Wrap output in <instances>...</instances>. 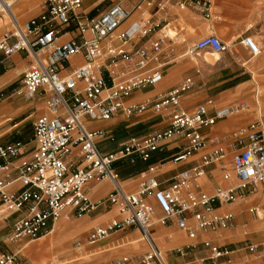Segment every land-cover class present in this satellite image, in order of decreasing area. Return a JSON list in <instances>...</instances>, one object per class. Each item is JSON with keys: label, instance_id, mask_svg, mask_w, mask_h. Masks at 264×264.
Here are the masks:
<instances>
[{"label": "built area", "instance_id": "obj_1", "mask_svg": "<svg viewBox=\"0 0 264 264\" xmlns=\"http://www.w3.org/2000/svg\"><path fill=\"white\" fill-rule=\"evenodd\" d=\"M17 1L0 0V16L5 14L9 25L0 33V55L22 51L30 59L20 78L22 94L26 99L44 95L45 113L31 122L33 145L27 158L12 166L22 144L15 141L0 145V215L19 214L12 222L8 240H32L51 231L61 217H78L98 206L113 207L117 218L94 225L71 246L94 244L115 231L132 228L144 247L141 253H120L102 261H82L83 256L77 255L52 264H168L153 235L154 224H173L190 239L198 232L218 235L220 229L232 228V214L215 209L242 200L264 185L260 119L232 129L225 144L203 151L195 165L176 173L166 187L159 186L156 166L139 175L134 189L123 184L115 167L128 158L147 160L164 140L174 136L184 140V147L171 159L186 160L206 146L200 128L246 110L244 99L210 111L209 101L185 109L182 100L193 83L190 77L165 92L126 102L134 90L161 79V67L169 56L164 39L172 40L161 29L173 18L171 9L209 18L214 0H136L130 8L119 0H91L88 8L84 0H42L41 10L22 21L11 12ZM132 12L137 16L130 18ZM239 42L249 54L257 50L249 36ZM226 47L217 35L208 33L197 38L187 52L221 53ZM147 109L165 113L164 129L129 136L111 151L100 149V142L110 139L108 131L91 128L89 122ZM227 161L230 169L224 166ZM213 163L220 164V177L226 184H216L210 191L200 189L196 178ZM12 171L14 176L10 175ZM101 180L110 183L109 191L89 200L88 184ZM149 199L160 210L156 217ZM247 210L258 217L255 207ZM125 242L127 238L116 245ZM200 244L205 254L197 258V264H249L247 257L239 258L238 254L243 250L253 255L257 248L254 243L230 247L209 237ZM195 245L185 244L175 251L182 255ZM0 264L23 263L17 253L0 250Z\"/></svg>", "mask_w": 264, "mask_h": 264}, {"label": "crops", "instance_id": "obj_2", "mask_svg": "<svg viewBox=\"0 0 264 264\" xmlns=\"http://www.w3.org/2000/svg\"><path fill=\"white\" fill-rule=\"evenodd\" d=\"M37 1L38 0H23L19 2L18 0L19 3H17L14 8L18 10H24L28 7L34 8V4L37 3ZM119 1L124 7L130 8L136 0ZM221 1L223 7H225L224 9L228 11L233 18H237L236 11L240 3H243L247 7L244 17L249 12V2L247 0H234L235 3H233L232 0ZM212 6L214 8V5ZM213 8L211 10L212 13ZM171 12H173L174 15L170 22L174 21L180 13H182L173 8ZM12 13L14 14L13 10ZM136 16L137 13L132 12L130 18ZM217 18L219 17L217 16ZM189 19L191 18L184 15L183 20L187 21ZM196 19L198 20V17ZM196 19L192 18V20ZM243 19L240 20L241 22L239 23H237V21L235 22L237 23L235 30L241 26L244 21ZM170 22L161 29L167 37H169L166 34L167 29L174 30V27H170ZM1 23L6 25L7 21L2 20L0 24ZM121 26L122 25H120L117 30ZM175 34L176 31L174 30V35ZM237 35V37L242 38L240 33ZM244 36L252 37L251 35ZM233 42V49L237 48L236 50L239 51H236V60L238 63L240 62L239 65L243 68L236 67L222 55L219 61L214 63L209 62L204 59L203 55L207 52L205 50L193 53V55L188 54L187 50H184L174 58L173 48L171 46L173 41H171L170 44H172L166 46L169 50V56L161 67V79L152 86L134 90L130 96L126 98V102L141 101L155 93L165 92L172 86L181 82L185 77H190L186 76L187 73H190L194 77H190L193 83L190 89L184 94V99L182 100V105L185 109L190 110L198 104H206L207 101H209L210 104L208 105V109L210 111L212 107L231 104L239 99L245 100V98L250 104L246 102V110L241 114L233 115L234 117L238 116L234 120L227 117L217 120L209 127L200 128V132L205 136L206 146L204 149L190 155L186 160L172 161V156L176 155L184 147V140L178 136H174L164 140L156 150L150 153L145 161L135 157L132 159H124L117 163L115 167L118 169L119 178L127 188L134 189V183L139 175L148 173L147 169L149 166H156L155 173L159 181V186L166 187L170 179L176 173L195 165L198 162L199 155L203 151L216 144H225L229 139L228 134L232 129L250 120L259 119L258 117H254V115L261 110L259 99L260 90L258 91V89H256L259 87L258 78L264 80V76L257 72L261 65L254 59L256 54H251L252 56L248 59H244L242 54L244 50L247 51L246 48L241 45L239 40L237 42L233 40ZM29 63L30 59L25 56L22 51L12 53L8 56L0 55V92L2 93V97L0 98V145L15 141L22 144L20 148L21 154L12 161V166L16 165L20 159L29 156V151L33 145L31 139V122L37 116L45 113L44 95L37 94L31 99H26L22 94L20 78L22 72L28 67ZM243 87L245 90L242 89ZM248 87L249 92H247ZM262 101H264V96H262ZM159 119L160 117L156 113L147 109L141 113H133L128 116L118 113L109 120L92 121L89 122L88 125L91 128L102 127L110 129L114 132L113 134L116 138L122 140L127 136H138L164 129L167 125V119ZM262 120H264L263 116L261 118V121ZM230 154L231 152L229 151L228 156ZM204 170L205 174L196 178V183L200 189L210 191L216 184H226L220 177L221 169L219 163L209 164ZM10 175L14 176L15 171H12ZM109 189L110 183L107 180L90 182L87 186L88 199L94 201L101 198ZM263 196L264 185L242 200L219 205L215 209V212H230L233 216L234 226L232 228L220 229L218 235L212 232H198L194 239H190L183 231L176 229L173 224L167 226L154 224L152 226V232L156 241L161 246L160 248L165 255L167 263L197 264V258L205 254L200 242L205 237H209L214 242L224 243L230 247L254 243L257 245L255 253L249 255L241 250L238 254L239 258H243V256L247 257L249 264H264V224L256 219L257 216L256 218L250 217V213L253 215L255 214L247 210L248 207H255L256 211L259 210L258 206L264 205ZM149 201L154 207V217L158 216L160 214L158 206L152 199H149ZM260 210H262V208ZM18 215L17 212L7 214L6 216L0 215V250L17 253L18 258L23 264H34V260L29 255L21 252L25 250L28 245L32 250L39 252V261L40 259H45L42 264H52V261L54 262L56 259L67 260L68 257L73 258L82 254L86 255V260L102 261L117 256L120 253L136 254L144 250L141 242L137 248H132L129 244L117 247L116 244L120 243V240L128 239L131 235H134V233L137 236L132 228H130V230L125 228L115 231L107 238L99 240L94 244H82L80 248H73L71 246L73 240L83 239L94 225L103 224L111 219L117 218L118 214L113 207L108 210V207L98 206L94 210L83 213L78 217H72V222L67 223L71 224L72 227L63 235L64 237L59 238L58 236L62 234L63 229H67L65 227L67 224H64V227L62 224L55 226L54 228L57 229L58 235L51 240L49 237L44 238L46 235L44 234L32 240L9 241L8 236L11 232L12 222ZM188 221H190V218H188ZM168 233H170V236L166 237ZM194 243L196 244L195 247L188 248L182 255L175 251L176 247ZM113 246H115V248L109 249V247ZM59 250H64V252L62 251L59 253L58 258L54 252Z\"/></svg>", "mask_w": 264, "mask_h": 264}, {"label": "rangeland", "instance_id": "obj_3", "mask_svg": "<svg viewBox=\"0 0 264 264\" xmlns=\"http://www.w3.org/2000/svg\"><path fill=\"white\" fill-rule=\"evenodd\" d=\"M20 1H23V0H19V2ZM214 1H215V4H214ZM214 1H213L214 8L212 6L213 13L211 11L209 18H203L199 14L193 13V12H182L174 21L170 22V27H174L176 34L173 37H171L172 39L171 41H173V44L171 43L172 45L170 44V41H168L167 39H164L165 49H168L166 46L171 45L173 48V53H174V58H175L179 53L183 52L184 50H187L197 38L205 34H208V33H214L215 35H217V37L220 40H222L227 45L226 50H224L221 55L225 57L226 59H228L229 61H231L236 67H240L239 65L240 62L238 63V61L236 60V51L238 50H236L237 48L233 49L232 47V44L234 43L233 40L237 42L240 39L239 37H237L238 33H240L241 37H243L244 35H251L253 38L261 42L260 51L258 54L255 55L254 59L257 61V63L258 62L260 63L259 65H261L259 67V70H257V72L261 73L262 76H264V0H247L249 2V12L247 13V15H245V17H244V13L247 10L246 9L247 7L243 3H240L236 11L237 18H233L232 15L229 14V12L224 9L225 7H223L221 0H214ZM41 2L42 0H38L37 3L34 4V8L28 7L24 10H18L17 8H14L15 5L17 4L16 3L12 10L15 16L17 17V19L19 21H22V20H25L29 16L36 15L41 10ZM90 2L91 0H84V5L88 8L90 5ZM232 2L235 3L234 0H232ZM184 15L191 19L187 21L183 20ZM217 16L219 18H217ZM197 17H198V20L196 19ZM192 18H195L196 20H192ZM172 19L173 18H171V20ZM242 19L244 20L243 23L241 24L240 27L237 28V30H235L236 24L241 22L240 20ZM236 21L237 23H235ZM7 27H8L7 25H4L3 23H1L0 33L1 31L4 30V28H7ZM205 51H208V50H205ZM231 53H232V57L234 60L231 57ZM191 55H193V53ZM203 56L205 60H208L210 58V55L207 54V52ZM250 56L252 55L244 50L242 57L244 59H248ZM177 60H181V59H177ZM240 68H243V67H240ZM249 68H250V63H249ZM186 76H190L192 78L194 77L190 73H187ZM258 80H259L258 84H259V90H260L259 99H260L261 110L257 112V114L254 115V117H258L259 119H261L262 116L264 117V101H262V96H264V80L259 79V78ZM242 89L245 90L244 87ZM247 92H249V87L247 88ZM156 114L160 117L159 120H162L163 118L167 119V116L165 115L164 112L156 113ZM236 117L238 116H235V117L233 116L230 118L234 120ZM262 123L264 124V120H262ZM106 130L108 131V135L110 139L108 138L106 140H103L98 145L100 149H103L104 151H111V150L116 149L121 142H123L126 138L129 137L127 136L126 138L120 140L116 138V136L113 134L114 132H112L110 129H106ZM224 166L230 169V164L228 161L224 163ZM261 208L262 210H260ZM109 209H111V207H108V210ZM258 209L259 210H257V214H258L257 218L252 213H250L249 215L250 217H254L264 224V205L258 206ZM260 213H263L262 217H259ZM70 222H72L71 218L65 219L62 217L59 219L56 226H59L60 224H62V226L64 227V224L66 225L67 223H70ZM65 227L67 229L62 230V234L58 236L59 238L64 237L63 235L68 231L69 228L72 227V225L67 224ZM127 230H130V228H128ZM56 235H58V231L56 228H54L53 231L45 235L44 238L49 237V239L51 240ZM127 240L128 242H125L124 244H129V246L132 248H137L138 245L140 244L139 239L137 238L135 233L134 235H131V237L128 238ZM112 248H115V246L109 247V249H112ZM62 251L64 252V250H61V251L59 250L54 253L59 258V253H61ZM21 252L22 253L24 252V254L29 255L34 260V264H42L45 261V259H40L39 261L38 251L32 250L31 247H29V245L25 248V250ZM80 256H83L82 261L83 260L85 261L87 259L85 257L86 256L85 254H82ZM71 258L72 257H68L67 261H69ZM57 261L58 259H56L55 263H57Z\"/></svg>", "mask_w": 264, "mask_h": 264}, {"label": "bare ground", "instance_id": "obj_4", "mask_svg": "<svg viewBox=\"0 0 264 264\" xmlns=\"http://www.w3.org/2000/svg\"><path fill=\"white\" fill-rule=\"evenodd\" d=\"M18 2V1H17ZM16 2V3H17ZM15 3V4H16ZM14 4V5H15ZM14 7V6H13ZM13 7L11 8V12H12V9H13ZM16 17V16H15ZM17 18V17H16ZM2 20H6L7 21V23H6V25L9 27V25H8V20H7V16L5 15V14H2L1 16H0V22L2 21ZM167 33V35L169 36V37H172V36H174V30H171V29H167V31H166ZM250 39L255 43V45H256V51L252 54V55H255V54H258L259 53V51H260V47H261V42L260 41H258V40H256L255 38H253V37H250ZM207 54H209L210 55V58L208 59V61L209 62H212V63H214V62H217V61H219L220 60V58H221V53H219V52H212V51H207ZM207 56V55H206ZM237 59H240V58H237ZM241 61V60H240ZM257 83V82H256ZM257 85V84H256ZM256 89H258V91H259V87H257ZM256 97V96H255ZM259 100V99H258ZM245 101L249 104V102L247 101V99H245ZM250 105V104H249ZM242 112H237V114H241ZM261 113V112H260ZM236 115V114H235ZM233 116V115H232ZM231 117V116H230ZM261 120V119H260ZM262 129H263V134H264V124L262 123ZM263 216V213H260V216L259 217H262ZM62 218V217H61ZM58 221H59V219L55 222V224H54V226H53V228H52V230L51 231H53V229H54V227L56 226V224L58 223ZM51 231H49V232H51ZM48 232V233H49ZM46 235H47V233H46ZM39 253V252H38ZM37 253V254H38ZM56 261V260H55ZM55 261H54V263H55Z\"/></svg>", "mask_w": 264, "mask_h": 264}]
</instances>
